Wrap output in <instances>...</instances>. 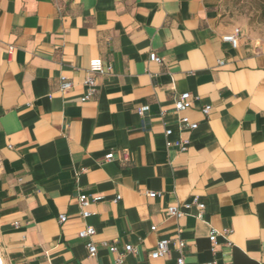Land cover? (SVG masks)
<instances>
[{"label":"crops","instance_id":"0c3cea01","mask_svg":"<svg viewBox=\"0 0 264 264\" xmlns=\"http://www.w3.org/2000/svg\"><path fill=\"white\" fill-rule=\"evenodd\" d=\"M221 8L222 0H0L4 264H112L105 241L132 244L128 264H177L181 255L186 264H264V39L238 28L237 46L225 41L237 27ZM94 58L110 70L83 102ZM62 76L74 83L65 92ZM185 92L192 106L176 111ZM183 116L198 128H180ZM180 138L185 152L166 147ZM81 194L100 197L86 219ZM195 196L203 213L183 207ZM171 205L185 215L169 216ZM86 225L96 229L94 257L78 236ZM162 238L170 251L154 259Z\"/></svg>","mask_w":264,"mask_h":264},{"label":"built area","instance_id":"2783aa9c","mask_svg":"<svg viewBox=\"0 0 264 264\" xmlns=\"http://www.w3.org/2000/svg\"><path fill=\"white\" fill-rule=\"evenodd\" d=\"M238 36H239V29L236 28L233 33L227 34L223 37L225 41L230 42L233 46H237L238 44ZM150 60L162 63L163 59L159 57L155 52L150 53ZM110 68H106L104 65V62L101 58H94L91 59L89 63V67L87 69V77L84 80V87H85V93L82 96L81 100L83 102L90 100L94 94L97 91L98 87V77L107 75L109 73ZM60 91L65 92L70 90L74 83L67 78L66 76H62L60 78ZM192 106V95L189 92H185L179 95L178 99L175 101V110L182 112L187 109H189ZM211 111V105H207L203 107L202 113L207 116L209 115ZM149 112L148 106H143L138 109V113L143 119V122L145 123V117L147 113ZM160 115H164V112H160ZM179 126L182 129H189V130H195L198 128V123L193 122L188 116H183L179 120ZM172 134V129L166 128L165 129V135L169 137ZM189 140L180 138L175 141L167 140L166 147L168 149L176 148L179 152H185L188 149ZM128 154V152H125V156ZM114 158L113 153H109L106 155L105 159L107 161H110ZM1 159H0V171H1ZM159 193L156 192H149L148 195L150 197L158 196ZM100 197H95L93 200H98ZM119 199V197L116 198V201ZM90 197H88L85 194H81L79 196V206H80V215L83 219L88 218L91 213L87 209L88 206L93 201ZM197 207L200 213H203L205 210V204L199 200L198 196H195L193 200L189 203H185L183 205L184 208L189 209L191 207ZM167 214L171 217H175L177 219L182 218L185 215V212L182 210V208L179 205H171L167 208ZM66 215H61L59 217L60 223H64L67 221ZM151 230L155 231L156 226H152ZM231 233L230 229H223V234L229 235ZM96 234V229L91 225H86L83 229H81L78 232V236L81 239L86 240V247L88 249V253L90 257H94L98 253V248L95 242L93 241V237ZM209 239L212 243V246L215 247L217 244V233L215 231H211ZM170 244L171 239L169 238H162L157 241L155 249L150 253V256L154 259L163 258L165 257L169 251H170ZM103 245L113 254H115V259L112 264H128L125 261L126 255L128 253H135L136 248L132 244H125L123 249L120 250L119 247L116 244V241H105L103 242ZM186 243L183 240L177 241V247L180 251H182L185 247ZM0 264H4L2 260V253L0 249ZM177 264H186L184 256L181 255L177 258ZM201 264H223L220 263L217 260L207 261L203 262Z\"/></svg>","mask_w":264,"mask_h":264},{"label":"rangeland","instance_id":"374dc122","mask_svg":"<svg viewBox=\"0 0 264 264\" xmlns=\"http://www.w3.org/2000/svg\"><path fill=\"white\" fill-rule=\"evenodd\" d=\"M221 11L249 41L264 39V0H222Z\"/></svg>","mask_w":264,"mask_h":264}]
</instances>
